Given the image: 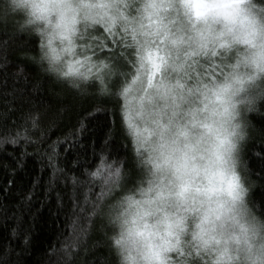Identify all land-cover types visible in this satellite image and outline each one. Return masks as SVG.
Listing matches in <instances>:
<instances>
[{
    "label": "clouds",
    "instance_id": "clouds-1",
    "mask_svg": "<svg viewBox=\"0 0 264 264\" xmlns=\"http://www.w3.org/2000/svg\"><path fill=\"white\" fill-rule=\"evenodd\" d=\"M6 5L10 14L22 16L20 29L40 38L37 62L59 77H66L69 57L77 54L85 12L104 11L101 0H6ZM181 11L186 24L214 47L222 46L232 67L216 81H198L185 92L178 116L163 133L150 118L155 104L163 110L158 94L150 103L140 82L129 89V125L132 134L140 133L145 177L105 212L114 228L109 239L117 264H172L169 249L177 232L185 250L199 245L208 264H264V219L247 204L242 180L240 199L229 195L246 136L243 115L264 100V0H185ZM111 171L108 184L107 172L101 177L110 192L123 180L122 167ZM221 205L225 214L216 220L214 210Z\"/></svg>",
    "mask_w": 264,
    "mask_h": 264
},
{
    "label": "trees",
    "instance_id": "trees-1",
    "mask_svg": "<svg viewBox=\"0 0 264 264\" xmlns=\"http://www.w3.org/2000/svg\"><path fill=\"white\" fill-rule=\"evenodd\" d=\"M21 20L0 0V264H117L105 212L145 177L121 94L133 69L121 66L103 84L94 68L88 79L53 75L37 62L40 38L20 29ZM88 37L78 43L77 59L115 68L97 46L103 27ZM243 120L238 173L247 204L264 219V100ZM53 166L62 169L54 178ZM109 166L122 167L123 180L98 199ZM98 169L102 175L93 177Z\"/></svg>",
    "mask_w": 264,
    "mask_h": 264
},
{
    "label": "snow or ice",
    "instance_id": "snow-or-ice-1",
    "mask_svg": "<svg viewBox=\"0 0 264 264\" xmlns=\"http://www.w3.org/2000/svg\"><path fill=\"white\" fill-rule=\"evenodd\" d=\"M184 2L185 0H140L139 7L134 9L135 14H132L136 0H101L104 11L85 12L80 39L85 37L93 39L88 37V29L95 25H102L106 37L104 40L95 38L97 46L115 65V68L104 60L94 63L91 57H86L85 60L90 65L88 72L80 71V68L84 66L80 61L70 60L63 75L66 77L82 76L88 79L92 68H95L97 79H100L103 84L104 76L111 78L116 75V69L130 65L134 74L130 84L125 81L126 86L122 87L121 94L126 97L129 89L137 82L143 85L144 98L150 103L154 99L153 93L158 94V98L164 102L163 110L160 104H155L150 110V118L158 124L163 133L169 128L171 119L178 116L185 99V92L191 93L192 87L198 81H216L219 77L227 75L224 71L226 67H232L227 63V53L221 51L222 46L214 47L194 25L186 24L181 11ZM237 2H242V0H237ZM87 47L89 46L86 45L85 48ZM105 69L108 70L107 73L104 72ZM167 73H174L176 79L171 80L166 75ZM119 75L125 76L126 73L120 71ZM203 86L207 87L206 84ZM116 87L119 91L121 86L117 84ZM95 111L96 109L93 110V114ZM83 126L81 124V127ZM133 135L138 138L140 133L137 131ZM49 147L52 148V146ZM54 155L55 149L53 148L52 154L48 157L50 165ZM75 163L73 161L74 166ZM57 171H62V169L53 166V178ZM116 171L118 173L119 170ZM107 174L105 184H108L109 178L113 175L110 166ZM91 175L100 177L102 173L98 169ZM240 180L241 177L236 175L230 184L229 195L233 200L240 199L243 194ZM72 182L76 183L74 176ZM108 192L110 190L102 189L98 199H102ZM86 202L87 196H85ZM224 214L223 205L218 210H214L216 220L221 219ZM177 228H180L179 221ZM175 235L177 239L169 249L171 254L168 257L172 264H208L207 257L202 255L199 245L186 251L178 238L179 232ZM202 239L205 245L209 243L205 237L202 236ZM214 239L216 244L221 243L220 238Z\"/></svg>",
    "mask_w": 264,
    "mask_h": 264
},
{
    "label": "rangeland",
    "instance_id": "rangeland-1",
    "mask_svg": "<svg viewBox=\"0 0 264 264\" xmlns=\"http://www.w3.org/2000/svg\"><path fill=\"white\" fill-rule=\"evenodd\" d=\"M139 3H140V0H136V3L134 4V6H133V10H132V14H135V12H134V9H135V7H139ZM99 27H103L102 25H95V26H93V27H90L89 29H88V33H91V32H93V31H95V29L96 28H99ZM86 38V37H85ZM82 40H84V38L83 39H79L78 40V43L79 42H81ZM78 48H80V47H78ZM82 49H86L85 47H83V48H81V50ZM77 52H78V50H77ZM82 52V51H81ZM80 54L79 53H77L74 57H69V59L70 60H74L75 59V61L76 60H78L79 61V59H77L78 58V56H79ZM80 62L84 65L83 67H81L80 68V71L81 72H88V69H89V67H87L89 64L88 63H86V60L84 59V58H82L81 57V59H80ZM95 69V68H94ZM91 71H93V70H91ZM77 78H83L82 76H76ZM99 80V79H98ZM129 111V110H128ZM245 114V113H244ZM128 118H129V120H130V113H129V115H128ZM243 118H244V115H243ZM129 122V121H128ZM131 133H132V131H131ZM133 135V134H132ZM134 136V135H133ZM135 137V136H134ZM135 141H136V143H137V145H138V142H137V139H136V137H135ZM138 147H139V145H138ZM139 149V153H140V148H138ZM237 156H238V165H239V149H238V153H237ZM143 166V165H142ZM238 168H239V166H238ZM143 172H144V175H145V168H144V166H143ZM207 259V258H206Z\"/></svg>",
    "mask_w": 264,
    "mask_h": 264
}]
</instances>
